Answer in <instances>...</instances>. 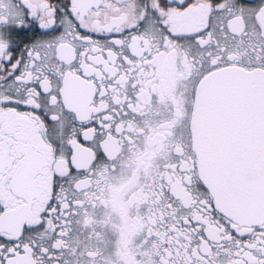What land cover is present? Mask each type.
Returning a JSON list of instances; mask_svg holds the SVG:
<instances>
[{"label":"snow or ice","instance_id":"snow-or-ice-1","mask_svg":"<svg viewBox=\"0 0 264 264\" xmlns=\"http://www.w3.org/2000/svg\"><path fill=\"white\" fill-rule=\"evenodd\" d=\"M0 264H264V0H0Z\"/></svg>","mask_w":264,"mask_h":264}]
</instances>
